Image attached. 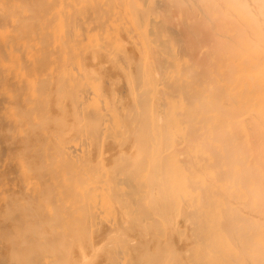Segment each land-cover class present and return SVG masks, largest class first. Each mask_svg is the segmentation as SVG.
I'll list each match as a JSON object with an SVG mask.
<instances>
[{
	"label": "bare ground",
	"instance_id": "1",
	"mask_svg": "<svg viewBox=\"0 0 264 264\" xmlns=\"http://www.w3.org/2000/svg\"><path fill=\"white\" fill-rule=\"evenodd\" d=\"M22 1L0 17V264H85L94 209L118 214L102 264H264V0Z\"/></svg>",
	"mask_w": 264,
	"mask_h": 264
},
{
	"label": "rangeland",
	"instance_id": "2",
	"mask_svg": "<svg viewBox=\"0 0 264 264\" xmlns=\"http://www.w3.org/2000/svg\"><path fill=\"white\" fill-rule=\"evenodd\" d=\"M6 3H7V5H6ZM21 3H22V6H21ZM4 5H6V7H8L7 8V10L9 11V13H10V17L11 18H14V17H18L19 16V12H20V14L21 13H23V12H27V9L25 8V6H24V1H22V0H0V17L1 16H3V14H1V11L3 12L4 11V7L3 6ZM22 8L25 10V11H23L22 10ZM20 9V10H19ZM8 11H6L5 10V12H8ZM4 13V12H3ZM1 19V18H0ZM3 25H4V23H3ZM5 26V25H4ZM6 29H4V27L2 26V24L0 23V49H1V46H2V42L3 41H1V40H6L7 41V38H11L12 39V37H13V35H15L16 34V30L15 29H11L10 27H9V29H8V31L7 32H4ZM9 32V33H8ZM5 33V34H4ZM7 33V34H6ZM10 34V35H9ZM4 35H6V37L4 36ZM4 36V38H2ZM4 40V41H5ZM9 41V40H8ZM125 46H128V43H125ZM1 53V52H0ZM1 59V58H0ZM3 62V61H2ZM2 63H1V60H0V65H1ZM8 64V63H7ZM0 89H2L1 87H0ZM1 93H2V91H1ZM1 93H0V95H1ZM100 210V211H99ZM99 210H97V209H94V213H92V215H91V213H89V212H82V211H80V212H78V213H76V214H74L73 215V219L77 222V223H81L80 225H82L81 227H80V225H79V231L82 233V234H78V236H76V237H79V238H81L80 240H76L77 238H74V240H76V242H78L77 244H82L83 245V248L86 250L87 249V244H88V242L89 243H93L92 244V248L94 249V248H96V246L97 245H99V248L95 251L94 250V252H96V253H92L93 255H95V257L97 258V260H96V258L92 255V254H90V251L88 250V251H86V253H87V259H89V260H91V262L88 260H85L86 262H85V264H87L88 262H89V264H93V262H94V258H95V262H94V264H98L99 263V261L101 262V264L102 263H104V258H103V256L106 254V249H107V247H106V244L103 242L104 241V239H105V237H103V235L105 236V234L102 232L105 228L104 227H102L101 228V225H103L104 226V221L106 220V219H109V218H111L112 216H116L115 214H117V212H115L114 214H112L113 212H101V209H99ZM95 212H97V213H95ZM100 212V213H99ZM119 213V212H118ZM97 214V215H96ZM84 216H85V218H84ZM117 216H118V214H117ZM86 218H89L88 220L86 219ZM84 221V222H83ZM87 221V222H86ZM102 221V222H101ZM107 221V220H106ZM83 222V223H82ZM89 222V223H88ZM85 223H86V225L87 226H83V225H85ZM101 223V224H100ZM99 224V225H98ZM89 225V226H88ZM106 226V225H105ZM84 227V228H83ZM86 227H88V228H86ZM90 227V228H89ZM65 228V229H64ZM80 228H81V230H80ZM97 228V229H96ZM100 228L101 229H103V230H101V232H102V234H100L101 232H99L98 231V229L100 230ZM61 229V233L64 231V232H66L67 231V229H66V227H61L60 228ZM92 229H93V231H92ZM94 229H96L95 231H94ZM106 231H107V229H105ZM104 230V232L106 233V231ZM98 232V233H95V232ZM80 232H78V233H80ZM92 232H93V236H92ZM67 233V232H66ZM65 233V234H66ZM84 233V234H83ZM85 234H86V236H85ZM97 234H98V236H97ZM95 236H97V237H95ZM83 237H85V238H83ZM87 237H90V238H87ZM91 237H93V238H91ZM94 237H95V239H94ZM104 238V239H103ZM74 240H73V243L74 244H66V246L64 245V248H63V250H62V252H63V254L64 253H66L65 255L67 256V258H68V260H70V262L72 261V262H75V261H77L78 260V256H79V250H80V248H78V246L79 247H82L81 245H77V247L76 248H74V246H76V242H74ZM79 241H80V243H79ZM83 241H85V242H83ZM87 241V242H86ZM81 242H83V243H81ZM102 242H103V247L105 246V248H103V247H101L102 246ZM96 244V245H95ZM70 245V246H69ZM72 245H74L73 247H71ZM85 245H86V247H85ZM93 245H94V247H93ZM69 248H68V247ZM73 249V251H72V249ZM100 247L102 248V249H100ZM66 248V249H65ZM70 249V250H69ZM74 249H78L76 252L74 251ZM105 249V250H104ZM97 251H99V252H97ZM104 253H103V252ZM78 252V253H77ZM89 252V253H88ZM101 252V253H100ZM68 253V254H67ZM70 253H72V254H70ZM98 253V254H97ZM78 254V255H77ZM98 256H97V255ZM102 255V256H100V255ZM71 255V256H70ZM91 255V256H90ZM90 256V257H89ZM69 257H72V258H69ZM93 257V259H91ZM103 259H102V258ZM76 259V260H75ZM93 260V261H92Z\"/></svg>",
	"mask_w": 264,
	"mask_h": 264
}]
</instances>
